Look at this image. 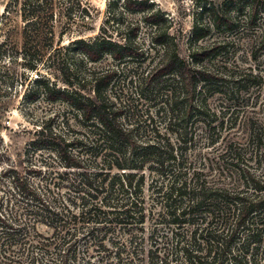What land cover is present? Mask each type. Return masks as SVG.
Masks as SVG:
<instances>
[{"label":"trees","instance_id":"16d2710c","mask_svg":"<svg viewBox=\"0 0 264 264\" xmlns=\"http://www.w3.org/2000/svg\"><path fill=\"white\" fill-rule=\"evenodd\" d=\"M116 2L105 23L118 25L119 40H111L103 30L101 36L71 44L80 59L71 69L57 58L58 71L65 76L62 87L39 74L45 54L53 56L52 46L42 51L31 44L44 29L53 33L58 18L53 0H10L0 16L2 22L14 4L24 24V42L20 49L13 48V56H5L0 44V78L18 56L22 68L37 75L29 100L63 104L78 127L74 135L65 136L46 118L34 132L28 149L47 152L58 167L46 163L23 174L12 167L1 170L0 264H107L113 254L116 264L141 262L138 248L145 238L138 234H144L149 216L155 222L148 236L149 264H264L263 130L252 126L247 146L253 156L248 159L244 149L229 146L227 161L236 180L230 187L208 184L196 171L188 177L179 151L193 140L196 123L208 132L224 123L214 124L216 114L207 106L208 98L222 87L223 79L207 68L221 48L198 43L213 28L229 31L240 20L264 21V0H226L217 8H202L211 22L193 24L185 56L179 50L180 38L171 32L173 23L161 11L146 6V0H125L115 14ZM124 13L142 14L151 30L148 45L136 40L139 28L124 24ZM263 43L261 38L256 45ZM155 58L152 68L142 70ZM105 59L114 65L93 68ZM120 84L160 104L167 131L179 147L158 133L152 139L141 136L146 132L128 121L126 107L113 92ZM146 169L153 175L148 189L154 205L149 210ZM39 226L51 233L43 235ZM116 228L128 237L124 244L115 239L112 253L104 238ZM90 248L99 253L97 262Z\"/></svg>","mask_w":264,"mask_h":264},{"label":"rangeland","instance_id":"374dc122","mask_svg":"<svg viewBox=\"0 0 264 264\" xmlns=\"http://www.w3.org/2000/svg\"><path fill=\"white\" fill-rule=\"evenodd\" d=\"M10 0H0V16H2ZM116 0H53L58 13L57 23L53 33L44 29V33L32 37V45L40 46L43 51L48 46H52V57L45 54V62L40 67L39 74L49 78L51 82L62 87L65 76L58 71L57 58L59 64L66 62L74 69L80 57L77 53L71 52V44L78 40L101 36L102 31H107V36L111 40H119L116 32L118 25L113 22L106 24V18L111 12V6ZM125 0H117L113 13L117 14L123 7ZM226 0H146L147 5L159 10L164 17L173 23L172 31L180 38L179 50L182 56L187 54V36L195 22L210 24L211 19L207 14H202L205 6L219 7ZM112 13V12H111ZM259 17L254 24H244L240 20L233 30L213 28L209 36L199 42V46H218L213 53L214 58L208 63L211 70L218 78H222L220 93H215L208 98L207 106L210 113L216 114L214 124L223 121V126L214 132H208V128H203L198 122L192 129L193 140L185 145H181L179 151L182 153L183 169L187 170L190 177L193 171L200 172L203 179L208 184L215 186H229L236 182L232 179L231 167L228 165L226 152L229 146L232 149H244V155L248 159L251 155V148L247 146V141L251 133L252 126L260 128L264 132V43L256 45L258 40L264 39V21ZM124 24L137 25L139 31L137 39L141 44L150 43L151 30L149 25L144 23L142 14H126L123 16ZM120 26V25H119ZM24 24L19 16V8L13 4L9 10V15L0 22V44L5 56H13L14 49H20L24 40L22 30ZM121 28V27H120ZM122 29V28H121ZM117 30V31H116ZM186 44V45H185ZM68 47V49H67ZM75 47V46H73ZM59 48V52L54 51ZM70 50V51H69ZM41 51L40 55H44ZM150 58H154L151 55ZM149 58V59H150ZM8 57L5 58V61ZM153 63H145V67L152 68ZM12 64V65H11ZM7 66L5 73L1 74L0 83V172L2 169L12 167L19 173L42 167L43 164H50L56 168L57 160L51 158L47 152H33L28 149L30 141L35 138L34 132L43 119L49 118L51 124L63 135H74L78 130L71 114L67 113L63 104L51 103L40 98L37 101H30L29 92L34 90L33 81L37 78L35 73H29L22 68L23 61L16 56ZM114 63L110 59H105L93 66L97 70L107 69ZM132 66V65H131ZM134 67V66H133ZM83 68H81V71ZM78 71V70H77ZM73 72V71H72ZM38 74V75H39ZM241 80V82H237ZM115 96L126 107V116L131 124L139 123L141 136L144 138H154L157 135L161 138L165 136L177 148L180 144L175 137L167 131V118L165 112L157 101L146 97L139 98L129 86L120 84L115 88ZM28 96V97H27ZM7 111V112H6ZM67 122V125L65 124ZM213 124V125H214ZM156 134V135H155ZM253 156V153H252ZM252 168L256 165L251 162ZM58 167V166H57ZM256 170V169H255ZM261 172V171H259ZM144 198L146 208H152L153 197L148 189L153 177L146 169ZM154 220L146 221L144 234L139 233L140 238H145L140 243V260L134 264H149L147 250L150 247L148 240L149 232L155 225ZM38 230L43 235L50 234L51 231L39 226ZM128 237L122 230L116 228L108 233L104 238V243L109 251L115 253L112 242L118 238L121 244ZM139 237V236H138ZM126 245V244H125ZM128 247V246H127ZM88 249V248H87ZM90 253L99 260L97 251ZM103 254V253H102ZM114 255V254H113ZM113 255L107 264H116Z\"/></svg>","mask_w":264,"mask_h":264}]
</instances>
